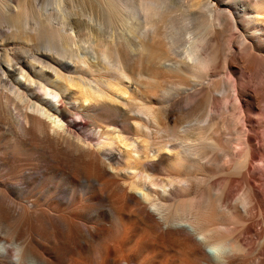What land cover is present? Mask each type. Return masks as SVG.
<instances>
[{
  "label": "bare ground",
  "instance_id": "6f19581e",
  "mask_svg": "<svg viewBox=\"0 0 264 264\" xmlns=\"http://www.w3.org/2000/svg\"><path fill=\"white\" fill-rule=\"evenodd\" d=\"M214 1L38 10L57 21L42 34L49 48L4 55L0 116L17 118V140L39 132L57 146L67 188L46 207L21 205L12 223L0 189L12 238H0V264H264V0ZM91 16L109 21L106 35L81 22ZM83 27L100 47L92 56L76 53ZM88 72L107 79L87 83Z\"/></svg>",
  "mask_w": 264,
  "mask_h": 264
},
{
  "label": "rangeland",
  "instance_id": "374dc122",
  "mask_svg": "<svg viewBox=\"0 0 264 264\" xmlns=\"http://www.w3.org/2000/svg\"><path fill=\"white\" fill-rule=\"evenodd\" d=\"M6 1L7 0H5V2ZM56 2L57 0H10L9 3H11V6L14 8V10H10L3 5H0V61L3 60V57L6 54L17 60L26 58L30 54L34 55L33 53L38 52V50L40 49L43 50L49 48L48 41L42 36V34L47 31L46 29L49 25L52 24L53 21L55 23L57 21H55V19L53 21H47L45 20L44 15L41 16L39 12H41L42 9V12L44 14L45 12L50 11L52 7V10H54V8H56L54 11L58 10ZM212 3L214 4L215 1L213 0ZM22 6H25L26 10L22 9ZM10 12L18 13V17L14 21L6 20V15H8V13ZM38 18H43V21H38ZM92 18L93 16L89 17V19L87 17L88 21L81 22L86 23L87 25L89 24L90 26L94 27L92 29L98 30L100 33L106 35V32H108L109 30V21H98L96 17H94L93 20H90ZM76 37L77 44L82 47L81 49H78L76 51L77 54L85 52L88 53L89 56H92V53L99 52L100 47L98 46V43L96 41H93V38L90 40L89 30L85 29V27H83L81 31H78L76 33ZM68 55V53H64V58L69 59L66 58V56ZM70 56L71 55H69V57ZM88 74L89 75L84 77L87 83L90 82L91 84H94V82L91 81L93 79L97 81L107 79V75L101 73L88 72ZM9 76L12 77L10 73ZM219 76L220 77H216L214 79L223 78L221 75ZM12 78L13 80H20V77L16 75ZM133 87L134 86L131 87V95L134 92ZM3 89L4 88L0 85V92ZM70 91L77 90L75 89V87H71ZM27 94L30 95V92L27 91ZM39 94L43 99L44 97L41 92H39ZM215 95L217 96V99L220 97L219 93H216ZM163 96L167 97L166 94H163L162 96H160V98L162 97L163 99H158H160V101L166 100V98ZM231 97L233 98V92L230 90L229 98H227L226 100V102H230H227L225 104L226 107H224L228 110L227 113L231 111V108L233 109V107L236 106V102L232 100ZM30 98H32V95ZM15 103L17 105L22 104L20 105L21 107L25 106L22 101H19L17 99L15 100ZM230 106L232 107L230 108ZM11 108L13 109V107ZM233 112L234 110L230 112L229 115ZM5 113L6 112H3V115L0 116V189H8V203L9 207L11 208L9 210L11 214H9L8 220L10 221V223H12L15 217H17V214L15 212H18L21 205L29 206L31 203H34L38 207H40V205L41 207H46L47 203H51L52 200H54L53 198L55 196L57 199L64 200V190L67 188V184L63 181L64 172H62L59 168H63L65 171H67L68 162L67 160H65L63 154L58 156V160L52 159L51 155L56 152L57 146H53V143L49 140V138L47 139V136L43 133L35 132V135L32 136L33 138L27 136V138L25 137L24 140H17L18 137L14 136L16 132H19V129L17 128L19 127V122L15 116L9 115V113ZM4 115L6 116V118ZM41 117L50 122L49 118L42 115ZM252 118L256 119V116H252ZM90 127L91 126L89 125L87 128ZM48 131L50 132L51 128H49ZM83 134H88V130L83 131ZM129 135L133 138H136L135 135ZM49 143H51L52 145ZM49 147L51 149H49ZM102 160H106V157L102 156ZM72 163L77 162L73 161ZM161 168L166 169H164L162 173L163 175H168L169 173H171V169L167 167L165 163L161 165ZM107 169L109 171H112V169L108 166ZM106 178L107 176L105 177V179ZM116 179L123 183V180L120 177L116 176ZM80 184V186L74 185L72 188L77 191L79 190V188L81 189L82 183ZM126 189L127 191L129 190V187L127 185ZM132 193L138 197L142 196V193L138 190H134L132 191ZM10 201L12 203H10ZM17 207L18 209H16ZM5 226L6 225L4 224L0 226L1 234L3 231H6L3 229L6 228ZM1 234V239L4 237H10L9 235L5 236L4 234H2L4 235L2 236ZM9 240H12V238H9Z\"/></svg>",
  "mask_w": 264,
  "mask_h": 264
}]
</instances>
